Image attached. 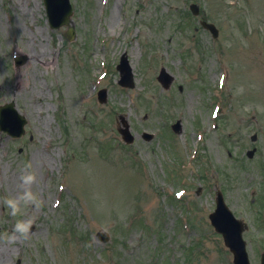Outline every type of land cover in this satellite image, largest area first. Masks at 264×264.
Instances as JSON below:
<instances>
[{
	"label": "rangeland",
	"instance_id": "374dc122",
	"mask_svg": "<svg viewBox=\"0 0 264 264\" xmlns=\"http://www.w3.org/2000/svg\"><path fill=\"white\" fill-rule=\"evenodd\" d=\"M71 1L70 41L67 27L50 28L43 0H0V104L14 101L28 117L25 135L0 131V264H233L208 218L217 189L248 222L260 264L264 0ZM38 50L46 58L32 56ZM18 54L28 60L15 67ZM122 54L134 88L119 84ZM162 67L174 76L167 89L156 79ZM121 115L131 144L117 130ZM27 172L36 174L30 188ZM26 190L36 202L12 215L5 201ZM18 222L31 225L26 240Z\"/></svg>",
	"mask_w": 264,
	"mask_h": 264
},
{
	"label": "water",
	"instance_id": "95a60500",
	"mask_svg": "<svg viewBox=\"0 0 264 264\" xmlns=\"http://www.w3.org/2000/svg\"><path fill=\"white\" fill-rule=\"evenodd\" d=\"M49 10V15L53 25H60L63 23H69L71 7L68 0H46ZM197 11V6H192ZM59 13L61 16L59 19L55 15ZM211 30L217 34V30L213 24L207 25ZM125 60V57L123 58ZM161 79L165 81V85H168V82L164 80V74L161 76ZM13 108V105L7 106ZM218 209L215 213L211 215L213 223L215 224L218 231L223 232L226 243L231 247L232 251L235 254V261L237 264H249L248 255L245 249V242L242 239V231L245 226L243 222L237 220L233 214L228 210L224 198L221 192H218ZM262 264H264V252L262 257Z\"/></svg>",
	"mask_w": 264,
	"mask_h": 264
},
{
	"label": "clouds",
	"instance_id": "9594fccd",
	"mask_svg": "<svg viewBox=\"0 0 264 264\" xmlns=\"http://www.w3.org/2000/svg\"><path fill=\"white\" fill-rule=\"evenodd\" d=\"M30 167V165L28 166ZM21 180L24 185H31L36 180V174L34 172H27L21 176ZM36 196L30 190H26L19 199H8L5 201L7 207L11 209V214L16 215L21 210V204L27 206L29 203L36 202ZM31 225H28V228H21L20 222L14 227V233L18 234L17 238L26 240L29 235V228ZM4 239H7V235H5ZM15 242V239L12 240Z\"/></svg>",
	"mask_w": 264,
	"mask_h": 264
},
{
	"label": "bare ground",
	"instance_id": "6f19581e",
	"mask_svg": "<svg viewBox=\"0 0 264 264\" xmlns=\"http://www.w3.org/2000/svg\"><path fill=\"white\" fill-rule=\"evenodd\" d=\"M34 56L36 57V58H46V53H44V52H42V51H37V52H35V54H34ZM2 172V174H4V173H6V175H7V180L8 181H12V177H11V175L9 174V172L8 171H4V170H2L1 171ZM33 185V183L31 184V185H24V188H30L31 186ZM1 250H3V249H1Z\"/></svg>",
	"mask_w": 264,
	"mask_h": 264
}]
</instances>
